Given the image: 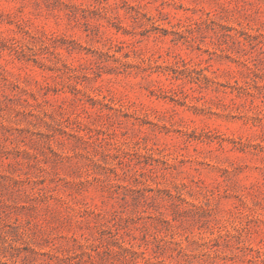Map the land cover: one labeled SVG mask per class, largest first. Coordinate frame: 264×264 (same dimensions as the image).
I'll list each match as a JSON object with an SVG mask.
<instances>
[{"label": "rangeland", "instance_id": "1", "mask_svg": "<svg viewBox=\"0 0 264 264\" xmlns=\"http://www.w3.org/2000/svg\"><path fill=\"white\" fill-rule=\"evenodd\" d=\"M0 264H264V0H0Z\"/></svg>", "mask_w": 264, "mask_h": 264}]
</instances>
